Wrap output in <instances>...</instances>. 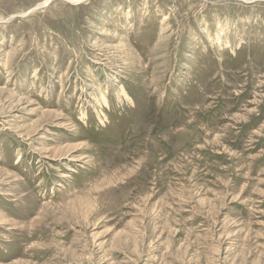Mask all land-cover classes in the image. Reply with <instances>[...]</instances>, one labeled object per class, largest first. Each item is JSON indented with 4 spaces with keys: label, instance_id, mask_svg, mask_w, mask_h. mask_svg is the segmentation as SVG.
<instances>
[{
    "label": "rangeland",
    "instance_id": "obj_1",
    "mask_svg": "<svg viewBox=\"0 0 264 264\" xmlns=\"http://www.w3.org/2000/svg\"><path fill=\"white\" fill-rule=\"evenodd\" d=\"M0 264H264V0H0Z\"/></svg>",
    "mask_w": 264,
    "mask_h": 264
}]
</instances>
